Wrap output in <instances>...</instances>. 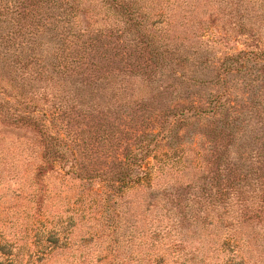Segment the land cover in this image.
Segmentation results:
<instances>
[{
    "label": "trees",
    "instance_id": "16d2710c",
    "mask_svg": "<svg viewBox=\"0 0 264 264\" xmlns=\"http://www.w3.org/2000/svg\"><path fill=\"white\" fill-rule=\"evenodd\" d=\"M173 2L0 0V125L24 138L13 142L21 199L42 214L51 178L66 183L65 198L91 196L101 232L115 237L102 252L118 259L130 249L120 264H206L172 244L184 224L202 244L211 226L227 232L264 214V0H246L239 39L226 40L243 48L214 65L158 30ZM174 68L195 73L162 88ZM135 189L154 191L161 213L123 234L118 202ZM202 208L210 222L198 219ZM48 218L45 240L35 238L41 254L74 242L78 229L67 215Z\"/></svg>",
    "mask_w": 264,
    "mask_h": 264
},
{
    "label": "rangeland",
    "instance_id": "374dc122",
    "mask_svg": "<svg viewBox=\"0 0 264 264\" xmlns=\"http://www.w3.org/2000/svg\"><path fill=\"white\" fill-rule=\"evenodd\" d=\"M173 1L172 6L167 9L165 22L158 26V30L162 29L165 33L168 43L188 48L189 51L195 49L199 53V58H207L212 65L223 56L243 48L240 43L234 45L235 43H226V40H229L227 37L239 39L233 28L236 23L242 21V10L246 6V0ZM210 70L200 72L204 76L202 78L210 76ZM168 72L165 73V76L167 75L165 79L169 77L170 80L161 81L162 88L171 87V85L181 82L182 77L187 81L186 78L190 79L195 73L190 68H174ZM131 83L132 88L135 85V89L141 85L140 82L133 79ZM185 87L187 86L185 85ZM200 92L202 95L205 91ZM127 96L129 97L130 94ZM17 134L11 133L10 129L0 125V264H120L118 260L128 254L130 249L124 248L121 251L122 256H119L118 259L115 258V252L112 253V256L102 252L109 242L115 241V237L111 230L107 231V229L101 232L99 214L96 213L99 208L93 215L91 196H89L90 200H84L82 197L79 201H77L76 195L65 198L61 192L65 189L66 183L61 184L60 180L51 178L47 181V185L48 188L53 189V193L49 200L44 202L42 214H34L36 208L34 203L22 201L21 198L26 193H19L20 178L18 173L21 172L19 163H22V160L18 161L13 142L16 140L24 142L21 140L24 138H21V134ZM189 146L195 152L199 149L198 145L191 144ZM7 149L10 150L7 151ZM191 150L187 152L189 157H191ZM151 192L154 191L135 189L126 193L125 197L118 202L117 213L122 218L123 229L120 232L123 234L127 232V224L133 223L135 226L141 227V223L145 219V225H148L146 227H150L157 219L156 215L159 216L161 213L158 209L163 203L158 201ZM73 194L75 193L73 192ZM48 210L52 212L46 213ZM204 210L205 208H202V212L198 213V219L203 220L207 216L210 222L211 218H214V212L212 210L204 212ZM259 213V217L253 219L251 224L234 227L227 232H219L217 229L220 228L219 226H211V235L202 244H199L198 241L201 242L203 238L200 237L198 240L199 237L195 239L191 237V234L197 230L193 231V228L187 227L189 223L184 224L178 231L180 233L171 242L176 246L181 243L184 247L182 254H187L190 259L205 257L206 264H235L239 260L244 261L245 264H264V252H261L260 247L255 246L257 242H264V214L262 216ZM50 214L67 215L73 221L71 226L78 229L72 235L74 242H60L57 245V250L41 254L38 248H35V243H37L35 238L43 233L41 241L45 240V232L42 231L49 225L48 216ZM183 223L182 219L178 218V220L174 219L172 224L179 226ZM164 225L166 224L164 223ZM203 226L209 231L208 222ZM47 228L49 229V227ZM214 229H217L218 232L212 231ZM89 230L94 232L95 238L82 239ZM223 242L227 243L225 249L221 247ZM65 244L67 245L65 246ZM123 245L128 247L125 242ZM112 246L114 245L111 243ZM80 254L81 258H79ZM175 260L176 258H165L166 264H173Z\"/></svg>",
    "mask_w": 264,
    "mask_h": 264
}]
</instances>
